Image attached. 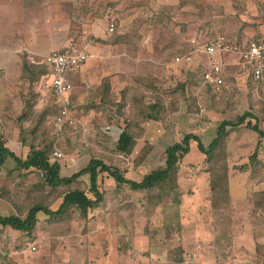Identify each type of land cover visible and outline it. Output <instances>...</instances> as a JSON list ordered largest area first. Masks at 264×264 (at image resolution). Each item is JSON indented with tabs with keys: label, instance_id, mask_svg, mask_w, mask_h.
<instances>
[{
	"label": "rangeland",
	"instance_id": "rangeland-1",
	"mask_svg": "<svg viewBox=\"0 0 264 264\" xmlns=\"http://www.w3.org/2000/svg\"><path fill=\"white\" fill-rule=\"evenodd\" d=\"M52 1H59L64 5L63 14L60 12V9L59 11L54 10L56 14H61V16L54 18L59 22L61 21L64 26L65 24L68 26V31L65 34L66 39H61V46L75 40L82 41L81 37L84 35L82 33L86 30L89 32V28H94V23L97 24V28H99V25L105 23L103 29L106 30L108 28V18L115 17L117 22L115 32L117 33L114 35L106 31L103 41L93 38V35L88 33L85 35L91 37L93 43L96 41L104 45L119 46L120 55L117 56H121L123 59L121 68H116L120 70V73H118L119 76L114 90L110 81L104 79L103 85L96 88L93 91L94 93L92 92V95L87 96L94 97L91 102L93 104L92 108L88 112L92 116V125L94 126L96 135H90L88 132L85 139L82 136L85 132L84 128L82 125L81 127L78 126V124L71 129L67 128L63 131V144L58 149L64 154V158L60 159L64 175L71 174V171L69 172L70 169L66 167V164L72 165L73 161L69 162L71 158L79 156L82 159L85 156L90 160L92 151L96 152V154L100 153L108 164L112 163L117 167L124 166L122 157L128 154L119 155L114 151L116 143L114 139L105 140L104 143L107 144L103 148H105L106 154L101 153L97 148L99 141L104 140H98L97 136L103 133L102 127H106L107 125L115 124V126L120 127L122 130L129 121L137 140L136 145L130 149L131 154L129 155L137 156L139 162L143 161L145 156H148L141 173H149L165 165L166 149L172 145L170 142L173 140L180 141L184 135L195 132V128L200 129L204 127L202 128L204 133L199 134L203 135L202 141L207 145L212 141L217 129V126L216 128L214 126L208 127L209 123L218 125L224 119L236 120L241 116L240 113L244 108L238 107V99H248L249 96H252V90L255 89L256 92L254 94L257 95L253 99L254 102H259V92H263L264 83L260 85L254 83L251 68L244 66L238 60L237 55L228 53L217 55L214 58L222 67L223 64L225 66L223 67L225 68L223 74L227 87L221 93H215L211 87L205 85L202 79V72L208 62V58L205 55L194 53L191 62L184 61L182 58L195 51V49L192 50L193 45L195 48L198 45L204 46L219 35L226 36L237 44L263 39L264 0H185V2L184 0H180V4L174 7L173 12L166 14L167 18L171 17L170 22L168 23L167 20L161 18L162 21L166 22L160 25L162 27L158 28H153L150 21L153 14L161 12L163 4L171 2L177 4L178 0ZM148 8L149 10L146 12ZM167 23L168 25H166ZM64 28L67 29V27ZM19 30L21 29L19 28ZM24 40L20 36L16 44ZM193 41L194 43H192ZM177 57L181 58V61H177ZM227 63L229 66H227ZM240 63V66H231ZM38 71L40 73L44 72L45 67L40 65L37 69V67L32 66L31 70L26 71V75L35 77ZM238 78L241 79L239 80ZM49 81H51V78H49ZM3 82L0 76V83L3 84ZM45 85L49 86L48 82ZM242 90L246 92V95L245 93L241 94ZM16 91L17 89L11 94H14ZM2 92L3 90L0 91V93ZM5 92L8 91L5 89ZM177 93L179 95V111L172 113L169 110L170 107L163 110L161 102L164 104L163 106L170 104L173 94ZM12 100L14 98H10V101ZM47 100L49 104L53 103V95H49ZM150 101L159 102V105L153 112L147 110L148 106H150ZM252 101L249 98L247 105L249 106ZM2 106L0 100V121L4 122L5 118L1 113L3 110ZM42 109L39 108L37 117H33L34 120L32 119V121H35V123L40 121ZM3 113L6 114L7 112L3 110ZM19 114L14 109L13 113H9L8 115L16 116ZM55 114L50 113L48 116H55ZM148 116L157 117L159 120L149 119ZM37 124L39 125L40 122ZM37 124L34 125L35 128ZM13 126L15 124L6 119L5 128L0 127V135L3 132V135L12 136L14 131ZM144 126H147L150 138L153 139L155 144L150 145L146 143L144 139ZM38 130L43 132L44 135L45 128H39ZM196 132H199V130ZM40 135L43 136L42 134ZM236 135H233L229 142L227 140L224 148L225 151L224 149H220L219 153H217L219 156H238V148H236L235 144L237 141ZM83 140H87L88 143H83ZM90 142L94 143V145H90ZM228 149L231 150V153H228ZM221 151L222 154H220ZM107 156H120V158H108ZM228 160L230 161H227V163L229 162L232 168L239 170V165L237 168L234 165L239 162L236 158H228ZM182 163L180 170L183 169L187 172V170L193 169L200 174L198 178L199 187L205 179L203 177V174H205L204 170L214 169L216 171V169L224 165L222 164L223 162L218 164L213 161L209 163L204 162V153L199 150L196 142L191 143L190 152L184 157ZM78 166V170L85 168L86 161H80ZM14 168L15 163L11 159L0 168V214L5 216L20 214L25 217L27 210L32 204L45 203V201L39 199L40 195L28 194L26 192V187H23L20 183V178L16 177L17 173L13 174ZM133 176L135 177V175ZM136 179L140 178L136 177ZM194 180L196 181V179ZM194 180L187 181L184 179L182 183L197 186ZM189 188L190 186H188ZM205 192V186L202 185L199 191L195 192L196 197L201 199L205 195ZM174 197L172 193H169L164 198L166 202V204L164 202L165 208L174 202ZM197 204L203 205L201 201ZM262 207L261 211L254 209V212H256L254 213L250 207L246 209L237 206V208L225 209L226 214L223 213V215L228 218H249L254 226V231L264 236V206ZM174 211L175 215H177L178 209H174ZM179 212L184 214L185 210L179 209ZM199 214L203 215L204 212L202 211ZM196 216L198 217L197 214ZM205 216L208 217V215L204 214L203 220H205ZM170 219H172V216ZM198 232H201V229ZM205 233L209 237L212 235L209 230ZM0 235V246L2 245V248L8 252L7 255H4L5 257H2L1 263L12 264V260H10L12 258H9V253L15 251L16 245L24 246L30 243L28 240H25V242V238H21L24 236L22 233L13 231L10 228L2 229ZM195 235L197 236V234ZM207 235L206 238L208 239ZM196 240L198 239H191V241ZM216 243L226 246L229 244V240L224 236L219 238ZM193 245L195 243L190 242V249L197 247H193ZM36 246V252L41 257L39 253L45 252L44 245L41 246L38 243ZM26 256L28 259H33L35 264L39 263L34 258L35 255L32 256L30 253H26L24 257L26 258ZM225 256L230 257V254H225ZM222 261V264H229L227 260ZM40 264H44L43 259Z\"/></svg>",
	"mask_w": 264,
	"mask_h": 264
},
{
	"label": "crops",
	"instance_id": "crops-1",
	"mask_svg": "<svg viewBox=\"0 0 264 264\" xmlns=\"http://www.w3.org/2000/svg\"><path fill=\"white\" fill-rule=\"evenodd\" d=\"M178 4H180V0L177 4L171 2L163 5L175 7ZM63 7L62 2L52 0H0V76L4 81L3 84L0 83V91L3 90L0 93V96L3 94L0 100L4 112H7L6 114L3 113V110L1 112L5 120L9 121L7 115L13 113L14 109L21 113L23 109L21 93L26 94L29 92V83L23 81L24 59L30 64L39 66L43 64L42 61L45 56L67 45L61 46V39H66L65 34L68 31V26L66 24L64 26L61 21L60 23L54 18L61 16V14H56L54 10L59 11L60 9L63 14ZM147 10L149 8L146 9V12ZM94 24V28H89V32L86 30L82 33V35L84 34L81 37L82 41H78L88 48L90 58L77 74L71 76L74 90L69 95L73 103L72 116L76 122L75 126L77 124L80 127L83 126L85 132L82 136L85 139L88 132L90 135H96L92 125V116L88 112L92 108L91 102L94 97L87 96L92 95L96 88L101 87L104 79L110 81L114 90L119 76L118 73H120V70L116 68L119 67L120 69L123 65L122 57L117 56L120 55L119 46L104 45L96 41L93 43L92 38L85 35L88 33L93 35L92 37L95 39H105L104 34L107 31V29H103L105 23L99 25V28H97L96 23ZM64 27H67V29ZM20 36L25 40L16 44ZM206 58L208 57L206 56ZM207 60L206 66L211 58ZM238 60L242 62L239 57ZM242 64L244 63L242 62ZM240 65L241 63L231 66ZM227 66H229L228 63ZM244 66L246 65L244 64ZM223 67H225L224 64ZM224 72L225 68H223ZM46 82L49 86L45 85ZM50 82L49 77L44 75L35 83L33 91L36 92L38 97L35 109L42 108L47 100L46 92L50 89ZM5 89L8 92H5ZM16 89L17 91L11 94ZM255 92V89L252 90V96L247 95L249 96L248 99H238L237 105L244 108L240 113L241 115L245 112H252L255 118L251 120V123H257L264 132V96H262L264 90L259 92V102H254L253 98L257 95L254 94ZM244 93L246 95V92L242 90L241 94ZM41 97L42 99L39 101ZM10 98H14V100L10 101ZM249 98L253 101L248 106ZM5 120L4 122L0 121V127L5 128ZM14 124L12 136H7V146L17 155L26 157L29 152L27 144L30 141V135L23 144L21 130L22 126L28 128L31 123L25 121L22 125ZM209 124L208 127L214 126L216 128L217 126ZM202 128H195V132L191 133L202 138L203 135L199 134L204 133ZM144 129L146 143L155 144L153 139L150 138L147 126H144ZM102 130L103 133H100L97 139L104 140L99 141L97 148L101 153L106 154L105 148H103L107 144L104 143L105 140L109 141L112 138L116 141L122 130L115 124L102 127ZM198 130L199 132H196ZM233 135H236L237 141L235 144L238 148V156H229V158H236L239 161L234 165L248 163L250 156L255 154L259 156V160L262 162L257 173L250 170H237L230 166L229 188L232 197V208L238 206L247 209L250 207L249 199L253 193L264 190V139L246 127L245 124L230 133L228 142ZM85 142L87 140H83V143ZM175 142H178V140H173L170 143L174 144ZM136 143L137 140L135 139L130 149ZM90 145H94V143L90 142ZM229 149L227 151L231 153ZM91 153L96 152L92 151ZM97 154L100 155V153ZM127 154V156L122 157L124 166L119 168L126 179L141 182L144 176L150 173H141L148 156H145L144 160L139 162L137 156L129 155L131 154L130 150ZM107 157L120 158V156ZM205 159L204 156V162ZM82 160L86 161L87 166L89 159L85 156L82 159L75 156L69 161H73L72 165L66 164L71 174L78 171V164ZM73 167L75 168L73 169ZM204 172L203 177L205 179L201 182V186H205L206 192L199 199L196 197L195 192L199 191L201 187H199L200 183L198 181L200 174L193 169L187 170V172L183 169L180 170V200L177 203H170L167 208L164 207L165 200L157 204L151 203L148 196L142 191H131L128 184L118 185L113 177L104 175L102 179L104 201L91 213L89 220L76 217L71 219L70 217L65 218V216H63L64 219L59 220V218L55 219V216L41 213L38 215L39 222L33 235L30 237L22 236L21 238H25L24 241L28 240L30 245L34 244L36 246L38 243L41 246L44 245L45 252L39 253L41 257L38 256L37 252L27 251L22 253L21 247L16 245L15 251L9 253V258H12L10 259L12 264H35L33 259H28L27 256L24 257L26 253H30L32 256L35 255L34 258L37 262L39 261L38 264L42 259L44 264H166L168 250L175 246L185 245L188 246L185 264H222V260H227L229 264H237L240 261L244 264H256L257 245L264 243V236L254 231V226L249 218H228L223 215V213L226 214L224 210H212L209 200L211 191L210 173L207 170H204ZM136 177L140 179H136ZM235 177L237 178L234 179ZM184 179L187 181L196 179L194 183L197 186L183 184ZM188 186H190L189 189ZM199 201L203 205H198ZM174 209H178L177 215H175ZM179 209L185 210L184 214H181ZM202 211L208 215V217L205 216V220L202 219L204 214H199ZM171 216L172 219H170ZM200 229L201 232L197 233ZM208 230L212 234L211 237L205 233ZM168 236H170V240L172 238V242L166 244ZM224 236L228 238L229 244L226 246L218 245L216 241ZM193 238L198 240L191 241ZM190 242L195 244L204 242L206 248L201 250H198L199 247L190 249ZM7 254L8 252L1 245L0 264H2V257ZM225 254H230V257L225 256Z\"/></svg>",
	"mask_w": 264,
	"mask_h": 264
},
{
	"label": "trees",
	"instance_id": "trees-1",
	"mask_svg": "<svg viewBox=\"0 0 264 264\" xmlns=\"http://www.w3.org/2000/svg\"><path fill=\"white\" fill-rule=\"evenodd\" d=\"M173 9L175 8L163 6L161 12L155 15L153 14L150 20L153 28L162 27L160 25L164 24L166 21H162L161 18H164L169 23L171 17L167 18L166 14L173 12ZM168 23L166 25H168ZM194 49L196 50L197 48L193 45L192 50ZM41 65L45 67V71L41 73L38 71L35 77H29L26 75V71L31 70L32 66L35 65L30 64L24 59L23 81L29 83V92L26 94L21 93V100L23 103L21 113L16 116L7 115L9 121L20 125L25 121L31 123L30 127L25 128L22 126L21 130L23 144H25L24 142L28 135H30V141L27 144L29 152L26 157L17 155L7 146L8 137L3 135L2 132L0 135V168L11 159L15 163L13 174L17 173L16 177L20 178V183L23 187H26V192L28 194L33 193L40 195L39 199L45 201V203L32 204L27 210V215L25 217L20 214H11L7 216L0 214V232L2 229L10 228L13 231L22 233L25 237H30L37 227L39 222L38 215L41 213L48 216H55V219L59 218V220L64 219L63 216H65V218L70 217L71 219L76 217L89 220L91 213L104 201V191L102 189V179L104 175L113 177L118 185L128 184L131 191H142L148 196L151 203H161L169 193L175 196L174 202L177 203L181 196L180 169L184 157L190 152L192 142H196L199 150L204 153L206 157L205 162L209 163L213 161L216 164L223 162L222 164H224L219 169H216V171L214 169L207 170L210 173L211 191L209 200L212 210L232 209V197L229 188V172L231 167L229 162L227 163L229 156H219L217 153H219L220 149L223 150L225 148L230 133L244 124L246 127L256 132L260 138L264 139V132L260 129L258 124L251 123V120L255 118L252 112H245L236 120H222L217 125V133L214 139L207 145L202 141L201 137L194 133L184 135L180 141L175 142L167 148L165 166L151 171L144 176L141 182L126 179L119 167L112 163L108 164L101 155H97L96 153H92L85 168L71 175H63V165L59 159L54 158L53 154L56 149L62 146L64 134L59 137L54 134L56 129L55 121L53 120L54 116H48L50 113H57L56 106L53 103L42 106L43 112H41L40 121L37 122H40L41 126L35 123V121H32L33 117H37L38 115V110L35 109L38 97L36 92L33 91V87L42 76L52 72L49 65L45 63ZM35 67L38 69V66ZM254 83L260 85L264 82L256 83L254 81ZM226 85L227 83L225 81L221 91L218 93L223 92L227 87ZM178 96V93L173 94L170 104H166V106H163L164 104L161 102L162 109L164 110L170 107L169 110L172 113L179 111ZM41 99L42 97L39 101H41ZM149 105L147 110L153 112L159 105V102L150 101ZM148 118H152L155 121L159 120L157 117L152 116H148ZM35 124H37L36 128L34 126ZM39 128H45L44 135L43 132L38 130ZM135 137L136 134L133 132L132 126H130L128 121L127 125L122 128L119 138L116 140L114 151L119 155H126ZM220 154H222V151ZM249 159L248 163L239 165V170H250L253 173H257L262 163L259 160V156L255 154L250 156ZM237 167L236 165V168ZM249 205L253 212L254 209L256 211H261L260 209L264 206V190L254 192L249 199ZM169 237L170 236H168L165 242L166 244L172 242V238L170 240ZM194 246H197V248L199 247L198 250L206 248L204 242H200L193 245V247ZM187 247L188 246L185 245H179L168 250L166 264H185V255L188 251ZM256 257V264H264V243L257 245Z\"/></svg>",
	"mask_w": 264,
	"mask_h": 264
},
{
	"label": "built area",
	"instance_id": "built-area-1",
	"mask_svg": "<svg viewBox=\"0 0 264 264\" xmlns=\"http://www.w3.org/2000/svg\"><path fill=\"white\" fill-rule=\"evenodd\" d=\"M116 25V18L109 17L107 32L115 33ZM194 53L211 58L202 72V78L206 85L215 92H220L225 84L222 65L214 60L217 55L228 53L237 55L246 66L251 68L256 83L264 81V38L237 44L226 36L219 35L204 46H199L193 53L183 57L182 60L191 62ZM89 58L88 48L76 41L70 42L64 48L53 51L43 58L42 63L49 65L52 71L47 75L51 78V82L46 98L51 94L53 95V104L57 108V113L54 116L56 128L54 134L58 137L67 128L75 126L76 122L72 116L73 103L69 97L74 90L71 76L77 74ZM176 60L181 61V58L177 57ZM45 104H48V100L45 101ZM53 156L59 160L64 158V154L59 149L55 150ZM27 251L36 252L37 247L34 244L22 245L21 252ZM237 264H244V262L240 261Z\"/></svg>",
	"mask_w": 264,
	"mask_h": 264
}]
</instances>
